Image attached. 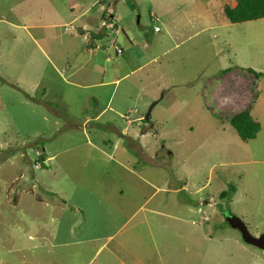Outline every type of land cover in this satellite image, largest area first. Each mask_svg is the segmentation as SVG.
<instances>
[{
  "label": "rangeland",
  "instance_id": "obj_1",
  "mask_svg": "<svg viewBox=\"0 0 264 264\" xmlns=\"http://www.w3.org/2000/svg\"><path fill=\"white\" fill-rule=\"evenodd\" d=\"M236 2L0 0V264H264L222 214L264 234V18Z\"/></svg>",
  "mask_w": 264,
  "mask_h": 264
},
{
  "label": "trees",
  "instance_id": "obj_2",
  "mask_svg": "<svg viewBox=\"0 0 264 264\" xmlns=\"http://www.w3.org/2000/svg\"><path fill=\"white\" fill-rule=\"evenodd\" d=\"M223 13L230 23H241L264 18V0H237L236 5H224ZM251 71V70H249ZM258 78L259 72H254ZM252 104L228 118L230 125L242 141L254 139L260 130V123L251 117ZM148 120V119H147ZM41 155V154H40ZM235 192L233 185L219 193L226 199Z\"/></svg>",
  "mask_w": 264,
  "mask_h": 264
},
{
  "label": "water",
  "instance_id": "obj_3",
  "mask_svg": "<svg viewBox=\"0 0 264 264\" xmlns=\"http://www.w3.org/2000/svg\"><path fill=\"white\" fill-rule=\"evenodd\" d=\"M154 104H155V102H153L150 105V107H149V109H148V111L144 117V120H147L149 118L150 110ZM227 222L231 228L237 230L240 233L241 238L245 243L250 244L252 246H255L258 249L264 250V234H261L259 236L252 235L249 232L244 221L239 216L234 215V214L229 215L227 217Z\"/></svg>",
  "mask_w": 264,
  "mask_h": 264
},
{
  "label": "crops",
  "instance_id": "obj_4",
  "mask_svg": "<svg viewBox=\"0 0 264 264\" xmlns=\"http://www.w3.org/2000/svg\"><path fill=\"white\" fill-rule=\"evenodd\" d=\"M209 1V0H208ZM237 3V2H236ZM236 3L234 4V5H236ZM229 5V4H228ZM233 5V6H234ZM232 6V5H231ZM98 25H100V24H97V23H91V18H88L87 20H86V22H84V24H83V26L81 27V33H82V35H83V37H87V30H89L90 29V27L92 26V28L94 27L95 29H98V27H100V26H98ZM160 31V30H159ZM159 31H157V32H159ZM100 44V43H99ZM93 50L92 51H94V49L96 48V47H98V45L97 44H92L91 46H90ZM90 50V49H89ZM104 82H101V84H103ZM145 134V133H144ZM154 184V183H153ZM153 184H152V182L150 183V185H152L153 186ZM136 259H139L138 257H136V258H132V259H128V260H136ZM127 260V261H128ZM127 261L126 260H121V259H119V264H140L139 262H134V263H127ZM144 264V263H143Z\"/></svg>",
  "mask_w": 264,
  "mask_h": 264
},
{
  "label": "flooded vegetation",
  "instance_id": "obj_5",
  "mask_svg": "<svg viewBox=\"0 0 264 264\" xmlns=\"http://www.w3.org/2000/svg\"><path fill=\"white\" fill-rule=\"evenodd\" d=\"M222 214H223V217H224V220H225L226 224L228 225L227 217L229 215H232L233 213L231 211H228V212H222Z\"/></svg>",
  "mask_w": 264,
  "mask_h": 264
},
{
  "label": "built area",
  "instance_id": "obj_6",
  "mask_svg": "<svg viewBox=\"0 0 264 264\" xmlns=\"http://www.w3.org/2000/svg\"><path fill=\"white\" fill-rule=\"evenodd\" d=\"M159 28L157 26L154 27V31H158Z\"/></svg>",
  "mask_w": 264,
  "mask_h": 264
}]
</instances>
